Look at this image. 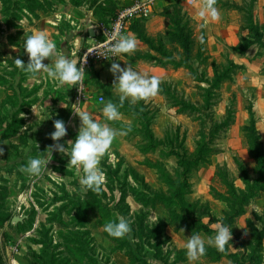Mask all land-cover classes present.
<instances>
[{
  "label": "rangeland",
  "instance_id": "1",
  "mask_svg": "<svg viewBox=\"0 0 264 264\" xmlns=\"http://www.w3.org/2000/svg\"><path fill=\"white\" fill-rule=\"evenodd\" d=\"M132 1L0 0V264H264V0H216L225 24L211 30L183 5L206 0L164 7L169 32L152 35L158 53L144 55L168 63L172 75L158 77L173 79L161 81L165 96L125 100L116 121L101 112L108 101L119 105L118 95L107 94L114 79L100 82L95 72L88 83L86 75L78 101L77 86L57 87L46 73L33 79L16 67L17 58L28 63L23 38L33 31L55 37L65 55L76 49L78 58L88 46L85 32L76 45L79 32L71 41L56 38L48 22L55 11L94 8L101 20ZM136 29L144 35L142 23ZM74 108L126 133L100 162L99 192L82 190L58 151L40 177L23 170L56 143L55 120L67 128L59 143L75 139ZM15 216L24 220L14 224ZM120 216L132 230L113 238L104 225ZM218 223L233 227L232 240L190 261L188 237L214 236Z\"/></svg>",
  "mask_w": 264,
  "mask_h": 264
},
{
  "label": "clouds",
  "instance_id": "2",
  "mask_svg": "<svg viewBox=\"0 0 264 264\" xmlns=\"http://www.w3.org/2000/svg\"><path fill=\"white\" fill-rule=\"evenodd\" d=\"M215 3L216 0H206L203 9L200 11V16L210 17L213 22L219 21L221 14L215 7ZM200 40L203 43V37ZM23 49L28 53V63L25 64L19 58L15 59V65L21 71L31 74L33 79L43 72L56 82L57 87L77 86L80 90L79 85L84 81L85 76L84 61H86V56L80 59L76 56L65 55L63 52H57L55 42L44 31H33L31 34L25 35ZM94 50H98L100 56L107 58L105 53H110L111 57L118 58L121 54L134 53L137 50V41L132 35H123L119 31H115L105 48V53H101L99 49H87L88 53H92ZM46 58L50 60L47 64L44 63ZM109 70L114 76L113 85L119 94V105L112 101L104 104L101 112L106 121L121 119L119 109L125 100L131 98V102H136L158 94L161 84L159 77L140 73L130 66L121 67L117 62H113ZM73 110L80 119V127L75 139L67 141V147L59 143L61 138L67 135V128L63 120H55V130L50 133V137L56 143L47 148L46 155L30 157L23 170L32 177H40L48 169L47 165L52 159L53 151H58L66 155L69 158L68 163L76 169L82 190L99 192L105 182V174L100 167V162L108 153L114 139L118 135L126 133L118 132L108 123L96 120L93 114L88 111H82L78 108ZM50 115L47 119L50 118ZM69 144L71 145L70 151L68 150ZM2 152L3 149H0V153ZM81 172L82 175H80ZM232 228L223 223H218L214 236L204 238L198 233L192 234L185 243L189 260L195 261L203 256L208 246H215L218 250H224L225 246L232 240ZM131 230V222L122 216L104 225V231L113 238H123Z\"/></svg>",
  "mask_w": 264,
  "mask_h": 264
},
{
  "label": "crops",
  "instance_id": "3",
  "mask_svg": "<svg viewBox=\"0 0 264 264\" xmlns=\"http://www.w3.org/2000/svg\"><path fill=\"white\" fill-rule=\"evenodd\" d=\"M119 1H127V0H117ZM178 3V0H156L155 4V13L154 15L148 19V20H138L135 21L130 27L129 30H127L126 35H132L136 38L137 41V50L132 53V54H121L119 59L116 61L121 65V67H126L130 66L133 68V70H136L140 73H147L149 76L155 75L158 77V74L160 72L163 73H170L172 75L173 70L169 68L168 63L161 65H157L156 60L152 57L153 55H156L158 53L157 49L159 48L158 46V39L152 40V35L155 36H160L159 40L161 37H163L165 34H168V27L166 24V19L162 14V9L164 7L172 6ZM124 5V4H123ZM183 5H185V9L189 10L190 14L192 17L200 22H203L209 30L214 29V28H219V26L224 27V22H225V17H224V11H222L221 18L219 21H211L210 17H201L200 16V11L203 9L204 5L195 6L192 4L191 1H184ZM122 6V5H121ZM81 13H74L71 10H59L55 11L53 14V17L48 19V22H50L52 25L53 31L57 35V39L60 40L61 37L65 38L69 35L70 32H79L80 34L78 35L77 38L74 39L73 44L80 43L83 39H85V33H87L88 39L87 42L88 44L93 42V38H91L90 31L95 30L97 28V25L100 23V19L95 15L94 8L90 9L89 11H86V14L84 13L85 10L84 8H81ZM88 12V13H87ZM87 22L90 23V25L87 24ZM142 23L144 25V35L140 34V32L136 29V23ZM65 29H70V31H64ZM95 34V32H94ZM208 35V34H206ZM55 41V37L52 39ZM155 46V48L153 47ZM71 55L73 56L76 54V49H71ZM150 51L151 55H144L146 54V51ZM70 51H68L69 53ZM150 56V57H148ZM112 64V63H111ZM110 65L103 66L102 64H96L86 72L87 75V81L89 83V80L91 77L95 76V72L100 74L101 81L107 83L114 79L113 74L109 70ZM170 70V71H169ZM165 71V72H164ZM173 77H166L162 80H172ZM86 80V76H85ZM161 80V81H162ZM113 94L118 95L116 89H114ZM159 95V94H158Z\"/></svg>",
  "mask_w": 264,
  "mask_h": 264
},
{
  "label": "built area",
  "instance_id": "4",
  "mask_svg": "<svg viewBox=\"0 0 264 264\" xmlns=\"http://www.w3.org/2000/svg\"><path fill=\"white\" fill-rule=\"evenodd\" d=\"M155 4L156 0H133L130 4L120 7L116 15L110 19L108 23H99L97 25V28L94 30L95 36L91 37L93 38V42L88 44V46L78 54V58L80 59L86 56V61H84L85 76L86 72L94 65L111 64L119 59L120 56L116 58L111 57L110 53H105V48L108 46L111 36L115 31H119L121 34L126 35L127 30L136 20L150 19L155 13ZM87 49H99L101 53L107 55V58L98 55V50L88 53ZM83 83L84 81L81 83V91L79 90L77 96L78 101L85 97V93L82 89ZM104 99V96H100L101 101Z\"/></svg>",
  "mask_w": 264,
  "mask_h": 264
},
{
  "label": "trees",
  "instance_id": "5",
  "mask_svg": "<svg viewBox=\"0 0 264 264\" xmlns=\"http://www.w3.org/2000/svg\"><path fill=\"white\" fill-rule=\"evenodd\" d=\"M116 12H117V11H116ZM115 15H116V13H115V14H112V15L109 16L107 19L104 18L103 15H101V20H100V22H101L102 24H106V23H108V22L110 21V19H112ZM136 21H138V20H136ZM163 85H166V83L160 84V88H159L158 94H161V95H164V96H165L166 91H165V89L163 88ZM107 94H109L111 97H115L114 94H113L110 90L107 91Z\"/></svg>",
  "mask_w": 264,
  "mask_h": 264
},
{
  "label": "water",
  "instance_id": "6",
  "mask_svg": "<svg viewBox=\"0 0 264 264\" xmlns=\"http://www.w3.org/2000/svg\"><path fill=\"white\" fill-rule=\"evenodd\" d=\"M90 34H91L92 37L95 36L93 30L90 31ZM74 36H75L74 33L69 34V35L66 37L67 41H71L72 38H73ZM63 51H64L65 53H68V49H67L66 47L63 48ZM23 220H24L23 218H21V217H19V216H15V217L13 218L12 222H13L14 224H18L19 222H22Z\"/></svg>",
  "mask_w": 264,
  "mask_h": 264
}]
</instances>
